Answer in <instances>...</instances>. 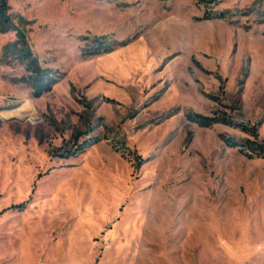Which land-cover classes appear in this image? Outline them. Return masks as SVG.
<instances>
[{
  "label": "rangeland",
  "instance_id": "obj_1",
  "mask_svg": "<svg viewBox=\"0 0 264 264\" xmlns=\"http://www.w3.org/2000/svg\"><path fill=\"white\" fill-rule=\"evenodd\" d=\"M5 17L31 54L0 29L5 264H264V157L194 119L264 141V0H0Z\"/></svg>",
  "mask_w": 264,
  "mask_h": 264
},
{
  "label": "trees",
  "instance_id": "obj_2",
  "mask_svg": "<svg viewBox=\"0 0 264 264\" xmlns=\"http://www.w3.org/2000/svg\"><path fill=\"white\" fill-rule=\"evenodd\" d=\"M6 17L4 18V22L8 24L1 26L2 28L0 29L6 30L10 28H16V31H17L18 29L16 25L13 23V21H11L9 18H6ZM27 44L28 43L26 40V36L24 37V34L19 33L17 31L16 41L10 43L9 45L13 46L12 48L13 51L15 49V52H17L18 54L20 53L19 55H22L23 57L27 56V58L29 59L31 58V54L29 55V52H28L29 47L27 46ZM194 119L200 122L204 126H212L217 123H224V124H228V125L240 128L241 130L253 136V138H246L244 141H239L238 139L228 135L224 137L225 142L230 146L238 147L240 152L246 155L247 157H250V158L264 157V141L259 140V131H258L257 124L251 126L250 124H245L240 120L237 121L234 118L229 117L226 114H220L218 111H214L213 114H210V115L197 114V116L194 117Z\"/></svg>",
  "mask_w": 264,
  "mask_h": 264
},
{
  "label": "crops",
  "instance_id": "obj_3",
  "mask_svg": "<svg viewBox=\"0 0 264 264\" xmlns=\"http://www.w3.org/2000/svg\"><path fill=\"white\" fill-rule=\"evenodd\" d=\"M0 264H5V263H4V259H0ZM38 264H45V262L42 260V261L39 262Z\"/></svg>",
  "mask_w": 264,
  "mask_h": 264
}]
</instances>
